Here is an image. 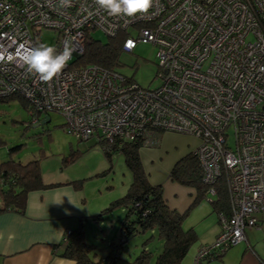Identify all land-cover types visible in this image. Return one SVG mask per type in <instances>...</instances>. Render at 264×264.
Returning <instances> with one entry per match:
<instances>
[{"label":"built area","instance_id":"2783aa9c","mask_svg":"<svg viewBox=\"0 0 264 264\" xmlns=\"http://www.w3.org/2000/svg\"><path fill=\"white\" fill-rule=\"evenodd\" d=\"M43 30L54 32L57 52L66 37H75L76 51L50 82L29 74L17 55L43 43ZM95 30L109 37L126 31L125 52L137 42L152 43L158 86L143 88L95 64L73 66ZM0 57V97L19 94L33 111L60 113L63 128L79 140L147 142L160 128L199 141L192 151L206 199H216L223 177L229 210L218 213L219 231L199 247L195 264L258 227L257 215L264 213V0H155L131 22L108 16L94 0H72L63 9L58 0H0Z\"/></svg>","mask_w":264,"mask_h":264},{"label":"trees","instance_id":"16d2710c","mask_svg":"<svg viewBox=\"0 0 264 264\" xmlns=\"http://www.w3.org/2000/svg\"><path fill=\"white\" fill-rule=\"evenodd\" d=\"M126 34V31H119L113 37L107 36V40L104 41L94 39L90 34L91 40L85 45L81 57L74 60L73 66L95 64V66L98 65L115 70L116 66L120 64L119 56L120 52L123 51L122 39L125 38ZM13 98H17L21 102L28 112L30 120H33L35 116H43L39 111H33L31 105H29L30 103L19 94L14 93L0 97V103ZM43 113L47 114V112ZM30 123L34 124L32 121ZM162 132L164 131L160 130V128L155 129L147 142L143 139H135L133 141H124L120 145L117 140L95 139L94 143L101 147L104 157L110 164L109 169H111L112 155L120 152L131 174V182L127 186L126 192L122 196L112 199L107 206L91 217L98 221L116 209L122 208L124 210L120 223H118V239L116 241L111 240L109 243V251L105 260L106 264H114L116 260L120 259L123 251L122 247L129 240L148 232L154 233L143 241L141 250L131 260L130 264H180L192 246L191 244L197 240V233H195L193 228L184 229L182 226L190 208L203 200L206 195V185L203 184L202 180L203 174L193 151L177 159L168 172V176L172 181L180 185H187L195 190L194 199L189 208H186L183 212L172 209L167 205L163 198L162 185L149 182L148 176L145 174L146 172L140 162L138 149L142 146L156 145L159 140L158 136ZM19 149L20 146L10 148L8 155L14 154ZM77 155V152L71 153L63 158V163L73 162ZM41 177L38 159L21 163L9 157L7 160L0 162V197L2 200L0 211L12 210L23 214L26 195L30 190H40L55 185L44 183ZM223 180V177L218 180L217 197L210 201L212 211L215 213L229 210L227 207V192ZM82 181V178H78L70 180L68 183L74 189L80 190ZM82 220L70 230L69 234L61 238L63 250H61L59 255L63 258L74 260L76 264H101L100 260L95 259L96 254L92 251L95 246L87 243L84 238ZM154 237L161 241V250L155 254L145 247L148 241ZM225 251L212 252L210 255L205 256L204 260L215 259L220 261ZM205 263L203 262V264Z\"/></svg>","mask_w":264,"mask_h":264},{"label":"rangeland","instance_id":"374dc122","mask_svg":"<svg viewBox=\"0 0 264 264\" xmlns=\"http://www.w3.org/2000/svg\"><path fill=\"white\" fill-rule=\"evenodd\" d=\"M91 36L99 41L107 40L106 34L99 30L93 31ZM53 38L54 32L43 30V43L52 46ZM155 50L156 47L150 42H137L132 51L120 52V64L116 66L115 70L143 88L156 87L160 80L158 76H155L157 73ZM47 114L50 120L44 125L34 127L35 124L30 123L32 120H30L28 112L17 98L0 103V162L9 157L21 163L38 159L41 175L45 181L62 179L59 177L62 175L73 179L82 178V186L79 189L86 201L85 215L82 220L84 238L87 243L95 246L92 248L96 254L95 259L100 260L101 264H106L109 243L111 240L118 239V223H120L124 210L116 209L98 221L91 217L107 206L112 199L118 198L126 192L127 186L131 182V174L120 152L112 155L111 169H109L110 164L104 157L101 147L94 143L95 139L77 140L63 128L65 120L60 113L49 111ZM42 115L45 114L42 113ZM43 116H39V121L36 124L43 119ZM180 136L192 137L182 133ZM14 146H20V149L14 154L8 155V150ZM75 152L78 153L77 158L73 162L64 164L63 158ZM205 199L206 196L203 200L209 206L210 202ZM211 199L214 197L211 196ZM217 215L218 213H216L218 219ZM76 225L74 226L76 227ZM201 225L199 224L198 228H195V232L200 230ZM202 231H207V235L202 237L204 239H208L212 233L210 228L202 229ZM153 233L148 232L129 240L122 247L120 259L116 260L114 264H130L141 250L143 241ZM160 246L161 241L156 237L145 245L153 254L161 250Z\"/></svg>","mask_w":264,"mask_h":264},{"label":"crops","instance_id":"0c3cea01","mask_svg":"<svg viewBox=\"0 0 264 264\" xmlns=\"http://www.w3.org/2000/svg\"><path fill=\"white\" fill-rule=\"evenodd\" d=\"M156 145L140 147L139 157L152 184L160 183L167 205L179 212L189 208L195 190L169 178V171L177 159L197 147L195 137H181L180 133L162 132ZM43 177V176H42ZM41 177V178H42ZM44 181L52 187L30 190L26 195L23 214L12 210L0 211V264H76L59 255L62 239L84 217L86 201L80 190L69 184L73 178ZM206 200V199H205ZM207 201V200H206ZM209 202V201H207ZM210 204V203H209ZM2 200L0 197V208ZM216 213L204 200L190 208L183 228H198L197 240L189 248L180 264H195L194 258L202 244L211 242L219 231ZM258 228L244 229L245 241L238 242L224 252L220 261L203 260L205 264H262L264 262V213L257 215ZM198 223V224H197ZM204 224V225H203ZM215 226V227H214ZM210 228L208 239L202 238ZM196 231V230H195ZM262 261V262H261Z\"/></svg>","mask_w":264,"mask_h":264},{"label":"clouds","instance_id":"9594fccd","mask_svg":"<svg viewBox=\"0 0 264 264\" xmlns=\"http://www.w3.org/2000/svg\"><path fill=\"white\" fill-rule=\"evenodd\" d=\"M94 2L108 16L128 18L131 22L137 16L148 14L155 0H94ZM58 4L62 9L68 8L71 7L72 0H58ZM74 39L72 36L66 37L63 41V50L60 52H57L54 46L41 43L35 47H24L17 55L29 74L37 75L43 82H50L62 72L76 51Z\"/></svg>","mask_w":264,"mask_h":264},{"label":"water","instance_id":"95a60500","mask_svg":"<svg viewBox=\"0 0 264 264\" xmlns=\"http://www.w3.org/2000/svg\"><path fill=\"white\" fill-rule=\"evenodd\" d=\"M49 120H50V119H49L48 115L45 114V115L43 116V119H41V121H40L38 124H35L34 127H37V126H39V125H44V124L47 123Z\"/></svg>","mask_w":264,"mask_h":264}]
</instances>
